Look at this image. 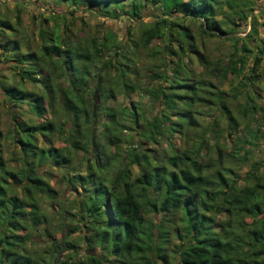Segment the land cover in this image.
<instances>
[{"label": "trees", "instance_id": "16d2710c", "mask_svg": "<svg viewBox=\"0 0 264 264\" xmlns=\"http://www.w3.org/2000/svg\"><path fill=\"white\" fill-rule=\"evenodd\" d=\"M11 1L13 19L0 12V62L20 71L9 68L18 84L0 83L11 126L7 158L16 162L14 170L6 168L0 136V264H264V167L250 163L243 176L232 177L229 162L247 163L250 142L235 138L229 150L224 143L236 135L244 118L257 112V105L247 93L232 94L234 111L209 80L189 73V54L203 68L208 62L197 49L196 36L180 23L185 17L200 19V37L221 39L230 34L226 26L237 25L232 18L215 19L222 0ZM150 4L157 5L159 14L137 25V41L159 59L161 70L150 66L144 74L153 84L140 85L131 58L120 57L102 62L114 74L106 82L108 70L101 76L94 64L111 40L72 37L67 15L80 6H94L90 13L134 21ZM60 6L69 12L55 9ZM33 7L37 15L30 12ZM25 12L37 21L32 40L36 49L28 45L33 33L20 27ZM234 16L236 22L249 18L241 10ZM249 19L242 38H223L232 44L230 55L237 54L238 65L248 51L242 41L250 38L253 17ZM154 40L161 47L149 48ZM226 71L228 64L221 71L211 63V74L224 77ZM21 82L33 88L25 89ZM116 87L126 97L139 91L152 105L151 117L146 119L133 102L108 106ZM24 111L31 118L21 119ZM235 112L241 113L240 120ZM102 115L106 120H100ZM261 116L264 120V111ZM207 117L211 119L203 123ZM132 131L137 140L129 143ZM47 168L62 169L59 181L74 194L77 209L75 215L60 207L64 224L66 215L77 219L79 224L68 232L78 229L81 236L77 242L50 239L46 248L25 231L28 225L33 238L39 231L51 238L37 203L57 199ZM234 214L248 220L232 218ZM215 222L217 230L211 226ZM27 240L29 248L24 247ZM62 248L68 255L55 260Z\"/></svg>", "mask_w": 264, "mask_h": 264}, {"label": "rangeland", "instance_id": "374dc122", "mask_svg": "<svg viewBox=\"0 0 264 264\" xmlns=\"http://www.w3.org/2000/svg\"><path fill=\"white\" fill-rule=\"evenodd\" d=\"M228 1V4L225 3ZM248 0H222V4L220 6V11L215 15L216 20H222L224 18H232L234 23L237 25L235 26H226L225 30L230 32L228 35H221V39H217L214 37H200L199 36V23L201 22L200 19H189L185 17L180 21L186 25L190 32L196 36V45L197 49L204 53V56L207 59L208 64L204 65V68L197 62L196 56L194 54H189L191 62L189 64L188 70L189 73L194 75L196 78H202L209 80L211 84H213L221 93L225 96L228 104L230 105L231 109L236 111L237 106L235 105L234 101L230 99L232 94L239 95L243 93H247L250 95L257 105V112L248 115L241 121V124L236 132V135L224 140L225 147L227 150L231 149L233 139H240V140H248L250 145H247L246 148L248 149V162L244 165H237L234 161H230L229 164L233 169V176L240 178L244 175L245 171L248 170L250 167V163L254 164L255 167L263 164L264 167V120L261 116V112L264 111V0H250L251 3L247 2ZM12 1L7 0H0V12H8L9 16L13 19V5ZM6 4V6H5ZM5 6V7H4ZM35 6V5H33ZM157 5L150 4L142 11V15L140 20L134 19L128 20L126 16L121 15L116 18H107L102 17L101 14H93L89 12V8H95L94 6H90L86 8L84 6H80L72 15H67L66 17V24L68 25L69 29H71L72 37H82V39H87L88 37H94L98 41H101L103 37H107L111 40V42L107 43V46L104 48V51L98 56L96 63L94 64L95 70L99 72L101 76L107 72L104 70H108V80L106 82H110L113 79V70L112 68H107V66H102L103 61L113 62L115 60L121 61L120 57H130L133 61L135 68L138 72V76L136 77V81L140 85H150L153 84V79L150 77H146L144 74L146 71L149 73L150 66H158V70L160 71V63L159 59H154L151 55H149V51L146 48H142L137 41V36L139 34V29L137 25L141 23H148L152 20V17H155L159 14V10L156 9ZM60 12H69V8H65L64 6H60L55 8ZM127 7L124 6V10ZM251 9V10H249ZM242 12L243 15L253 17L252 20V30L250 31V38L245 39L242 41L244 46L248 49V51L242 53V63L237 64V54L231 56L230 53L232 51V44L229 41L224 40L225 37H243L249 30V18L242 20V22H236L234 19V14L238 11ZM43 13V10L40 9ZM31 13L37 15L38 12L34 7L30 11ZM223 12V13H221ZM45 13V12H44ZM118 13L122 14V12L118 11ZM37 21L30 20L29 14L25 12L22 16V22L20 23V27L25 30L26 32H32L33 36L29 37L31 40L29 41V46L33 49H36L35 43L32 41L34 40L35 30ZM49 22L48 25H50ZM127 30L130 31V37L127 33ZM112 37V38H111ZM33 38V39H32ZM223 39V40H222ZM88 41V40H87ZM26 42V40H25ZM24 42V44H25ZM134 47H133V45ZM137 43V44H136ZM23 44V45H24ZM159 42L154 40L149 45V48L155 49L158 47ZM173 47L176 44H172ZM161 47V45H160ZM262 50L259 52L258 50ZM133 50V51H132ZM119 55V56H118ZM260 58V62L256 63L255 59ZM236 60V61H235ZM230 61V62H228ZM234 65H231V62H234ZM76 63V61H75ZM216 65L221 71L227 66L230 67V71L225 74L223 77L221 74L217 77L210 72V66ZM9 62L3 63L0 62V83L1 82H13L18 84L17 79L15 76L12 75V71L9 69L11 68L13 72H18L20 70L16 69L14 65H10L11 67L8 68ZM87 67V64H84V68ZM90 70V68H89ZM157 70V68H156ZM161 73V72H160ZM170 74V68L167 71ZM257 75L256 78L253 79V76ZM93 76L95 74L89 75L88 82L92 81ZM61 83L64 82V78H61ZM22 83V82H21ZM107 85V83H106ZM22 86L25 89H31V85L29 83L23 82ZM33 88V87H32ZM115 95V99L107 100L106 104L108 106H129V103L133 102L138 104L141 108L140 110L143 111V115L146 119H149L152 115V105L148 101V99L141 95V93L137 90L130 93L128 97L125 96L124 92L119 88L116 87V90L113 92ZM2 91L0 90V136H1V147H2V157L5 160V166L7 169H15L14 164L16 162H12L7 158V153L12 148V139L10 136L11 126L9 122V106L8 102L2 99ZM239 101L242 102L243 99L239 97ZM208 112V111H207ZM213 112V111H209ZM23 114L20 115L21 119H29L31 118L30 112H22ZM19 115V114H18ZM59 118L58 121H62V115L58 114ZM235 115L238 120L241 118V113L235 112ZM211 117H207L203 119V123L209 122ZM100 120H106L105 116L102 115ZM139 125V124H138ZM225 123L220 122L221 128H224ZM254 133V136L251 133ZM135 131L128 132L129 143H133L137 140L136 135L134 134ZM175 139H177V135L175 134ZM180 142L177 140L176 145ZM81 154L77 156H72L71 163L75 164L77 162V158L80 157ZM262 167V168H263ZM43 166L41 169H44ZM261 168V169H262ZM48 173L51 175L52 179L48 180V184L53 187L57 191V199L55 202H50L45 199H39L38 203V211L45 217L44 227L51 233V238H46V233L43 231H39L38 238H33L35 235L31 236L32 230L27 225L25 233L30 235L32 239L40 243V247H49L50 239H54L56 243H61L63 239H68L69 241L77 242L81 234L79 230L76 229L74 233L68 232L74 225L79 224L76 222L77 219L75 216L76 221L74 218L71 219L69 215H66V220L64 224L63 219V212L61 211L60 207H62L63 211L68 213H73L77 215V209L75 206V199L74 194L68 190L63 183L59 181V175L62 171L61 168H47ZM260 169V168H259ZM260 169V170H261ZM42 170H40L41 172ZM257 174V173H256ZM263 174V171L261 173ZM222 217V216H221ZM232 218L240 219L241 221H247V217L244 214L241 215H232ZM216 224H212V229H218V222ZM42 227V226H41ZM65 235H67L65 237ZM37 239V240H36ZM25 248L31 247V244L28 240L24 243ZM80 247V243H77V248ZM96 251V249H95ZM69 250L63 249L61 253L55 256V260H62L68 255Z\"/></svg>", "mask_w": 264, "mask_h": 264}]
</instances>
